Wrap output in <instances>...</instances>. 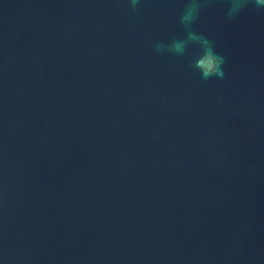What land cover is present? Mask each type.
<instances>
[{
	"label": "water",
	"instance_id": "95a60500",
	"mask_svg": "<svg viewBox=\"0 0 264 264\" xmlns=\"http://www.w3.org/2000/svg\"><path fill=\"white\" fill-rule=\"evenodd\" d=\"M185 3L0 0V264H264V10L203 0L204 80Z\"/></svg>",
	"mask_w": 264,
	"mask_h": 264
},
{
	"label": "clouds",
	"instance_id": "9594fccd",
	"mask_svg": "<svg viewBox=\"0 0 264 264\" xmlns=\"http://www.w3.org/2000/svg\"><path fill=\"white\" fill-rule=\"evenodd\" d=\"M229 7L226 15L229 19L237 16L249 4L256 9L264 10V0H227ZM131 9L137 10L141 0H129ZM203 0H186L183 11L179 17V23L185 30L184 38H174L168 43L156 42L154 49L157 53H170L176 56H184L192 45H198L200 52L192 60V68L200 73L204 80L216 77L223 79L225 76L224 65L226 58L215 51L212 42L193 28L197 20Z\"/></svg>",
	"mask_w": 264,
	"mask_h": 264
}]
</instances>
